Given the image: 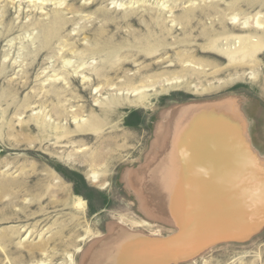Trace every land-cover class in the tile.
<instances>
[{"label": "rangeland", "instance_id": "374dc122", "mask_svg": "<svg viewBox=\"0 0 264 264\" xmlns=\"http://www.w3.org/2000/svg\"><path fill=\"white\" fill-rule=\"evenodd\" d=\"M211 3L215 8L208 12L205 9ZM263 4L264 0H0V184L2 179L21 180L16 190L8 186V191L0 192V264H81V254L87 249L93 264L98 259L101 264H115L106 257L112 252L121 253L119 260L124 254L134 256V244L125 246L130 252H122L104 240L110 224L124 228L126 233L135 231L160 239L175 235L178 227L145 214L133 187L123 180L126 172L145 164V141L151 138L167 110L189 103L211 106L240 96L251 105V117L257 124L252 136L264 148V49L257 55L260 65L255 68L247 64L230 67L223 54L238 45L234 38L253 29L251 25L230 29L233 16L240 22L257 11L264 13ZM190 6L196 13L191 14L195 18L188 28L171 21ZM54 12H59L56 15L62 22L47 44L40 25L51 21ZM145 14L153 15L152 19L157 18L156 23L164 28L148 21L139 27L138 20ZM143 39L151 42L150 47L159 44L153 47L152 54L147 53L145 48L150 47ZM137 45L145 50L140 51ZM93 50L94 55L90 53ZM112 50L116 51L115 56L108 57ZM186 51L194 56V62H188L191 65L186 63L189 69L211 73L218 67L219 72L199 80L184 76L179 79L181 83L175 80L171 85L162 82L170 74L183 75L179 56ZM95 72H105L107 77L96 78ZM106 79L122 89L139 88L143 83L149 101L146 105L134 104L138 95H117V90H109L111 84L106 86ZM218 81L227 83L219 87ZM152 82L154 85H150ZM89 84L103 89L96 92L99 89ZM113 96L123 102L103 110L102 103ZM43 113L46 122H52L46 126L47 131L57 125L69 127L72 132L74 113L94 115L103 123L99 134L73 131L69 136L63 135V141L55 140L51 134L40 137L42 132L35 129L40 121L35 123L34 118ZM17 132L31 134L29 139L33 141L16 142ZM116 145L123 147L114 151ZM96 150L109 158L101 174L100 184L106 182L104 188L90 181L86 171L91 167L81 165L78 158L79 154L83 157ZM78 198L84 202L82 207L77 204ZM231 218L243 220V212L234 213ZM257 228L243 236L204 244L201 249L195 246L187 253L188 248L183 247L175 264H264V223ZM137 239V246L143 254L147 253L150 245L138 235ZM172 260L167 257L162 264Z\"/></svg>", "mask_w": 264, "mask_h": 264}, {"label": "bare ground", "instance_id": "6f19581e", "mask_svg": "<svg viewBox=\"0 0 264 264\" xmlns=\"http://www.w3.org/2000/svg\"><path fill=\"white\" fill-rule=\"evenodd\" d=\"M231 7H233V5ZM214 8V5H212L211 3V5H209L205 10L211 12V9ZM184 11L186 13L183 12L184 14H182V16L180 17L174 16L171 21H177V24H180L182 27L186 26V28H188L190 26H188V24L192 23L195 18L194 15L191 14H194L196 12L192 9L191 6L189 8H186V10ZM168 12H171V9H168ZM58 13H55L51 21L44 23V25H42L43 23L40 25L42 27L43 33L45 32V38L48 39L46 41L47 44L48 41H50V39H52V37L55 35V33H57V28L62 22L61 17L56 15ZM152 16L153 15H143L142 20H138L139 27L142 26L143 23H147L148 21L152 24V26L155 23L163 29V25H161V23H156L157 18L152 19ZM147 18L151 20H148ZM235 18L236 17L233 16L230 29L240 30L243 28H248L250 25L253 29L252 32H246V34H242L240 35V37L234 38L236 41L235 43H237L238 45H235L234 47L232 46V48L230 47L229 50L227 49L228 51L224 49L226 52L223 54L227 56L228 66L230 67L234 66V68H236L238 66L241 67L247 64L255 68L256 66L260 65V61L257 55L259 54L261 49H264V13L257 11L252 16H245L240 22H238ZM151 24L150 27L151 29H153ZM166 31L168 32L169 30L166 29ZM149 37L150 36H147L146 39H150ZM154 39L155 38H153V40ZM160 39H162V37ZM145 40L143 42H147L148 47H150L149 44L151 42L149 40ZM216 40H213L212 43L215 44ZM155 45L157 46L159 44L157 43ZM155 45H152L150 48H144L146 49V51H148V54H152L151 52L154 50L153 47ZM227 45L228 47L230 46L229 42L227 43ZM100 48L101 47H98L97 49L99 50ZM144 48L142 49L141 47L142 50L140 51L145 50ZM97 49L95 48V50ZM120 49L122 51V48ZM95 50L90 53L94 55ZM218 50L220 51L221 49L219 48ZM89 51H91V48L89 49ZM104 52L106 53V50ZM110 52L111 53H107L108 57L112 56L116 51L112 50ZM193 57L194 56L192 52L186 51L185 53L180 54L179 62H181L183 65H180V69L183 75L181 76L170 74L168 75V77L166 76L165 81H163V79L162 82H166L168 85H171L172 83H176L175 80L179 81V79L184 78V76L190 78V80H192V76L194 79L199 80L201 77L205 78L207 75L219 72L218 70H216L218 67L213 72L210 71L211 73H208L204 69H195L194 67L192 68L193 70L189 69L187 64H190L192 60L194 62ZM65 63H69V61ZM197 65L199 64L197 63ZM206 66L208 65L206 64L205 67ZM87 70L88 69H86V71ZM95 73L96 78H99L101 76L107 77V74L105 72ZM175 74L177 73L175 72ZM58 75L59 74H57V76ZM84 78L85 75L83 74V79ZM181 82L182 81H179L178 83ZM226 83L227 81L217 82V84H220L219 87L224 86V84ZM105 84L106 86H109V84H111L109 86V90H117V95H127L128 93L132 96L138 95L137 97H135L136 100L134 104L146 105L149 101V95L145 93L147 87L143 85V83L139 88L138 86H132L127 87V89H122L115 84L112 86V83L109 82V79H106ZM150 85H154V83L152 82ZM90 86L93 87V85ZM93 88L97 90L99 89L96 92H100L103 89V87L98 88V86ZM53 90H55V88ZM47 93L48 92H46V95ZM54 93H56L57 95L56 91ZM51 95L55 97L54 94H50V96ZM106 99V101L102 103V105L104 106V108L102 107L103 110L113 109L114 107L120 105L121 102H123L117 96ZM27 104H29V102ZM38 104H40L39 100ZM42 105L43 104H41V106ZM94 106H96V104ZM21 109L23 108L21 107ZM60 110L62 112L64 111L61 108ZM61 111L58 110V113L61 114ZM251 111V105L246 104L244 100L240 98V96H234L233 98H228V100L222 103H215L211 106H195L193 104L190 105L189 103V105L172 108L171 110L163 112V121H159V123L156 125L155 130H153L152 132L151 138L145 141L146 146L144 148L146 152L143 156V163L146 161L145 164L136 167V171H134L132 168V170L126 172L123 176V180L126 181V184L131 185V188L133 187V191L136 193L138 199L137 201L139 202V208L145 214H152L155 217L165 220L168 224L175 225V227L177 226L179 229L177 235L175 236L177 238L174 237L172 242L167 244L161 241L158 243L160 244L158 247L152 249L154 252L153 256H155V262L157 264H162L166 261V258L170 256L169 251H166L167 245L171 250H180L183 247L188 248V250L186 251L187 253L191 251L195 246L201 249L204 244L218 241V239L232 237L233 235H246L247 233H249V231L255 230V228L260 227L264 223V148L263 145L256 140V137L254 138V136H252V131H255L257 124L256 122H254V117H251ZM53 113L54 112H52V114ZM44 114L45 113H43V115ZM43 115H41V117L34 118L35 123L40 121L39 123L35 124V129L39 132H42L39 133L40 137H42L44 133L47 135L43 138H47L52 135L54 136L55 140H58L64 136L66 137V135L72 134L73 131L83 132L87 130L99 134L101 124L103 123H99L98 119H96L94 115L89 114L90 116L86 117L80 115L76 116L77 114L75 115L74 113L72 114V121L74 123L72 132L68 129L69 127H60L57 125H54L52 127V131H47L45 130L46 126L50 125L52 122L50 123L49 121L50 124L47 123L45 119V117L47 116ZM61 119L59 118V121ZM62 122H64L63 119ZM61 124L62 123H60L59 125ZM31 128L33 129V127ZM49 128L50 126H48V130ZM16 135V142L19 143L22 141H26L25 143H27L32 140L29 139L31 138V134L27 135L25 133L17 132ZM63 140L64 139L62 138V141ZM60 141L61 140H59L58 142ZM67 141L70 140L68 139ZM58 142H56V144ZM119 147L123 146L116 145L114 151H116ZM107 156L108 154H103L102 152L100 153L98 150H96L95 152H87V154H84L83 157H80L79 154L78 158L81 162V165L91 167V169H87L86 171V175H88L90 181L96 184H100L102 182V170L104 171L105 167L108 166L107 161L109 158L107 159ZM2 181V184H0V192L8 191V186L12 188V190H16L21 182L19 178L15 179L14 177L11 180L2 179ZM105 184L106 182H103L102 184H100V186L104 188ZM83 203L84 202L79 198L77 199V204L79 205V207H82ZM237 212H243V220L242 218L232 220V215ZM135 223H138V221ZM141 223L146 224L147 222L144 223L141 221ZM108 228H110V232L108 229L109 234L107 235V239L104 240H107L109 242L111 241L114 246H117L118 249L115 250H121L122 252L127 250V252H130L129 249H127L125 246L132 244H134L136 248L137 253H134V256L131 257L124 254V258H121L122 260L120 261L131 263V261L134 260L143 264L150 262L148 261L149 256H145V254L142 253L140 247L137 246V234L129 232L126 233V230L124 228L118 227V225L116 226L110 224L108 225ZM128 248H130V246ZM87 250L86 252L81 254V264H93L92 258L89 259L87 256ZM118 254L117 252H112L106 257L118 262ZM101 263V259H98L95 262V264Z\"/></svg>", "mask_w": 264, "mask_h": 264}, {"label": "water", "instance_id": "95a60500", "mask_svg": "<svg viewBox=\"0 0 264 264\" xmlns=\"http://www.w3.org/2000/svg\"><path fill=\"white\" fill-rule=\"evenodd\" d=\"M129 233H135V234H137L139 237L142 238V240H143V242L145 244L150 245V249L149 250H147V248H146L147 253H148V256H149V260L148 261H150V262H147L145 264H155V256H153L154 252H153L152 249H155L156 247H158L160 245L158 243L161 242V241H163V243L165 242V243L169 244L170 242L173 241V238L177 235L178 232H176L175 235H172L171 237H166V238H161V239L160 238L153 237V236H147V235L145 236V235H143V234H141L139 232H135V231H132V232H129ZM175 238H177V237H175ZM95 242H96V240L93 241V243H95ZM166 251H169L170 256H171V259L173 258V260L172 261H169L168 264H171V263H174L175 264L177 261L180 260V259H175V258L182 256V255L179 254L181 252L180 250H178V249L171 250L168 247V245H167V250ZM147 253H145V255ZM149 253H150V255H149ZM153 258H154V260H153ZM115 264H129V263H125L123 261L118 260V262H115ZM130 264H143V263H139L138 261L136 262V261L133 260V262L130 263Z\"/></svg>", "mask_w": 264, "mask_h": 264}]
</instances>
